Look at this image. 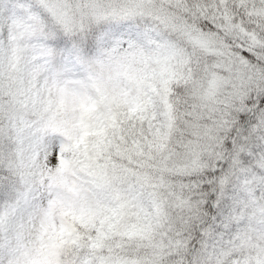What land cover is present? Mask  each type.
Returning a JSON list of instances; mask_svg holds the SVG:
<instances>
[{
  "label": "snow or ice",
  "instance_id": "obj_1",
  "mask_svg": "<svg viewBox=\"0 0 264 264\" xmlns=\"http://www.w3.org/2000/svg\"><path fill=\"white\" fill-rule=\"evenodd\" d=\"M0 264H264V0H0Z\"/></svg>",
  "mask_w": 264,
  "mask_h": 264
}]
</instances>
